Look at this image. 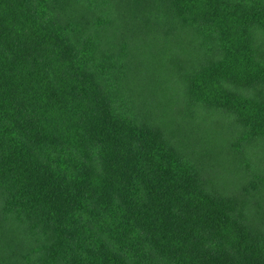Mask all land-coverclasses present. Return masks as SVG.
I'll return each mask as SVG.
<instances>
[{
    "label": "trees",
    "instance_id": "1",
    "mask_svg": "<svg viewBox=\"0 0 264 264\" xmlns=\"http://www.w3.org/2000/svg\"><path fill=\"white\" fill-rule=\"evenodd\" d=\"M0 264H264V0H0Z\"/></svg>",
    "mask_w": 264,
    "mask_h": 264
}]
</instances>
